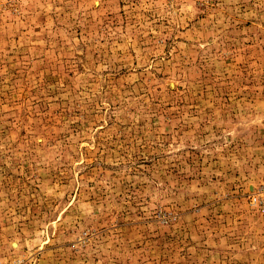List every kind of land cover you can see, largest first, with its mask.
<instances>
[{
	"label": "rangeland",
	"instance_id": "obj_1",
	"mask_svg": "<svg viewBox=\"0 0 264 264\" xmlns=\"http://www.w3.org/2000/svg\"><path fill=\"white\" fill-rule=\"evenodd\" d=\"M264 0H0V264H264Z\"/></svg>",
	"mask_w": 264,
	"mask_h": 264
},
{
	"label": "built area",
	"instance_id": "obj_2",
	"mask_svg": "<svg viewBox=\"0 0 264 264\" xmlns=\"http://www.w3.org/2000/svg\"><path fill=\"white\" fill-rule=\"evenodd\" d=\"M251 202L264 211V183L261 184L257 192L252 194Z\"/></svg>",
	"mask_w": 264,
	"mask_h": 264
}]
</instances>
